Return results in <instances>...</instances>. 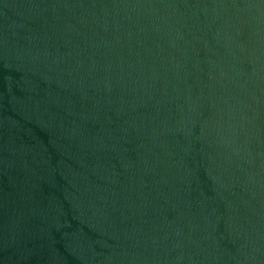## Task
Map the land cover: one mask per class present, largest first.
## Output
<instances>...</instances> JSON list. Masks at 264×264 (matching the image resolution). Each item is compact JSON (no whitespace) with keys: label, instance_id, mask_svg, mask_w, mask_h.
<instances>
[{"label":"water","instance_id":"water-1","mask_svg":"<svg viewBox=\"0 0 264 264\" xmlns=\"http://www.w3.org/2000/svg\"><path fill=\"white\" fill-rule=\"evenodd\" d=\"M0 264H264V0H0Z\"/></svg>","mask_w":264,"mask_h":264}]
</instances>
